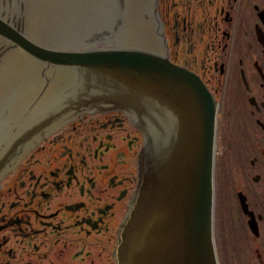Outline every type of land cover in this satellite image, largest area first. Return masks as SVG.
Wrapping results in <instances>:
<instances>
[{"label":"flooded vegetation","instance_id":"1","mask_svg":"<svg viewBox=\"0 0 264 264\" xmlns=\"http://www.w3.org/2000/svg\"><path fill=\"white\" fill-rule=\"evenodd\" d=\"M140 40L217 102L214 236L220 264H264V0H138ZM177 125V123H176ZM142 130L87 112L34 142L0 179V264H118Z\"/></svg>","mask_w":264,"mask_h":264},{"label":"water","instance_id":"2","mask_svg":"<svg viewBox=\"0 0 264 264\" xmlns=\"http://www.w3.org/2000/svg\"><path fill=\"white\" fill-rule=\"evenodd\" d=\"M34 2L0 0V58L19 49L33 77L22 112L0 134V179L62 122L88 111L124 110L147 140L119 230L118 263L219 264L213 236L215 102L208 88L167 55L126 42L123 33L75 46L41 42L28 31ZM174 106L185 114V128L177 142L170 138L162 148L156 117L172 114ZM174 180L184 188L174 202L179 211L156 222L158 199L163 194L172 204L179 193L171 192Z\"/></svg>","mask_w":264,"mask_h":264},{"label":"rangeland","instance_id":"3","mask_svg":"<svg viewBox=\"0 0 264 264\" xmlns=\"http://www.w3.org/2000/svg\"><path fill=\"white\" fill-rule=\"evenodd\" d=\"M138 4V0H35L28 31L41 42L55 45L75 46L118 33L133 38L143 32ZM18 52L0 61V134L22 112L29 94L31 63Z\"/></svg>","mask_w":264,"mask_h":264},{"label":"bare ground","instance_id":"4","mask_svg":"<svg viewBox=\"0 0 264 264\" xmlns=\"http://www.w3.org/2000/svg\"><path fill=\"white\" fill-rule=\"evenodd\" d=\"M31 35V34H30ZM32 36V35H31ZM33 37V36H32ZM35 38V37H34ZM36 38H38V37H36ZM39 40H41V38H38ZM19 54H20V52H18ZM21 55H22V53H21ZM8 56H12V57H16L14 54H12V53H10V54H8ZM24 57H25V55H23ZM49 99V97L47 98V100ZM51 99V98H50ZM180 181L181 180H174L173 181V185H172V189H171V192H177V191H179V193L176 195V197H175V194H174V196L172 197V200H171V202H172V204H165L162 208H157V220H156V222H158V219L160 218V217H162V215H164V214H168L170 211H172V209H174L173 211H174V213H173V215L175 214V213H177L178 211H179V206H177L176 205V207L174 208V206H175V204H174V202L176 201V199L177 200H179V198H180V194H181V196H182V193L180 192V191H184V188H181V183H180ZM184 181V180H183ZM188 181L191 183V184H193L192 183V181H194V180H191V178H189L188 179ZM183 184H184V182H183Z\"/></svg>","mask_w":264,"mask_h":264}]
</instances>
